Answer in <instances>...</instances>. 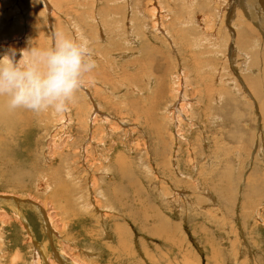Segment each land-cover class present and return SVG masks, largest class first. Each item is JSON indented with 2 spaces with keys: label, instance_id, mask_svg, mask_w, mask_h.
<instances>
[{
  "label": "rangeland",
  "instance_id": "374dc122",
  "mask_svg": "<svg viewBox=\"0 0 264 264\" xmlns=\"http://www.w3.org/2000/svg\"><path fill=\"white\" fill-rule=\"evenodd\" d=\"M57 31L96 66L60 113L2 97L0 264H264V0H0V54Z\"/></svg>",
  "mask_w": 264,
  "mask_h": 264
},
{
  "label": "clouds",
  "instance_id": "9594fccd",
  "mask_svg": "<svg viewBox=\"0 0 264 264\" xmlns=\"http://www.w3.org/2000/svg\"><path fill=\"white\" fill-rule=\"evenodd\" d=\"M51 47L9 48L0 54V97L11 110L63 112L95 68L89 38L63 31L53 34Z\"/></svg>",
  "mask_w": 264,
  "mask_h": 264
},
{
  "label": "bare ground",
  "instance_id": "6f19581e",
  "mask_svg": "<svg viewBox=\"0 0 264 264\" xmlns=\"http://www.w3.org/2000/svg\"><path fill=\"white\" fill-rule=\"evenodd\" d=\"M49 12V11H48ZM26 37V36H25ZM18 44V43H17ZM5 48V47H4ZM17 59H19V57H16ZM194 94V93H193ZM6 101V100H5ZM180 106V105H179ZM96 109V108H95ZM96 111V110H95ZM11 114V113H10ZM10 114H8V111H7V109H5V103H4V101H3V99H2V97H0V124H3V123H5L4 124V126L5 125H7V126H9L6 122H5V120H7L8 122H9V115ZM96 115V114H95ZM95 115L92 117V122L94 123L95 121H96V118H95ZM187 115V114H186ZM11 116V115H10ZM13 116V115H12ZM21 117H23V116H21ZM61 121V120H60ZM61 122H64L65 123V121L63 120V121H61ZM92 122H91V124H92ZM60 124H62V123H60ZM66 124H68V123H66ZM21 125V124H20ZM94 127V126H93ZM23 128H21V129H19L18 131H21ZM7 132V131H6ZM10 133V132H9ZM11 134V133H10ZM12 135V134H11ZM10 138H11V136H10ZM13 139H14V137H13ZM2 140V139H1ZM0 140V141H1ZM6 140V139H5ZM9 145V144H8ZM6 146V145H5ZM84 147V146H83ZM10 148V147H9ZM11 150V149H10ZM9 151V150H8ZM5 153V152H4ZM10 153V152H9ZM8 153V155H10ZM2 154V153H1ZM16 154V153H15ZM52 154V153H51ZM17 155V154H16ZM2 156V155H1ZM13 156V155H12ZM23 156H25V155H23ZM4 157V156H3ZM6 157V156H5ZM17 159V158H16ZM4 163H5V167H6V170H8L9 172H15L16 171V168L15 169H12L11 167H10V165H9V163L8 162H5L4 161ZM0 164H2V162H0ZM55 168V167H54ZM30 169H32V168H30ZM19 172V171H18ZM26 173L27 174H29L30 173V171H26ZM0 175H3V172L1 171V173H0ZM11 175V174H10ZM17 175V174H16ZM43 175V174H42ZM42 175H40V176H42ZM17 178V177H16ZM4 181V180H3ZM5 183H1L3 186H8L7 184H9V185H14L16 188H17V183H15L14 181H10V179L9 180H7V181H4ZM18 182V181H17ZM7 183V184H6ZM6 184V185H5ZM20 184V183H19ZM40 184H42V183H40ZM40 187V186H39ZM14 188V187H13ZM43 188V187H42ZM20 189H23V188H21L20 187ZM116 200V199H115ZM34 205V204H33ZM37 206V205H36ZM35 207V206H34ZM37 209H39V208H37ZM43 213V212H42ZM39 215V214H38ZM41 216H42V214H41ZM48 217V216H47ZM23 218H21V220H22ZM25 220V219H24ZM23 221V220H22ZM49 222V221H48ZM47 227H48V225L46 224V222L44 223ZM43 224V225H44ZM45 226V227H46ZM49 229H50V227H49ZM51 230V229H50ZM54 230V229H53ZM58 231H59V229H58ZM48 232V231H47ZM30 240V239H29ZM37 245L38 244H36V246H34V253H33V257H34V259L33 260H31L32 262H33V264H48V263H50V264H55V262L53 261V260H51V259H45L44 261L42 260V256H41V254H43V250H42V248H40V250H39V248L37 247ZM42 246V245H41ZM40 247V246H39ZM43 248H44V246H43ZM18 252V251H17ZM58 253V252H57ZM52 255V254H51ZM60 255L62 256V257H60L59 256V260H60V262H58L59 264H66V262H68V260H69V255L65 252V251H63L62 253H60ZM32 257V258H33ZM44 259V258H43ZM66 261V262H65ZM72 261V260H71ZM46 262V263H45ZM68 264H69V262H68ZM70 264H72V262L70 263Z\"/></svg>",
  "mask_w": 264,
  "mask_h": 264
}]
</instances>
